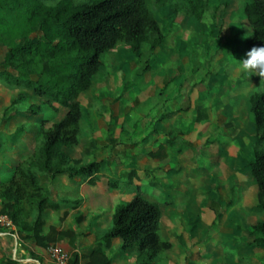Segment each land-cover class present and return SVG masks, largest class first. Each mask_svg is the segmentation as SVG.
<instances>
[{"label":"rangeland","instance_id":"1","mask_svg":"<svg viewBox=\"0 0 264 264\" xmlns=\"http://www.w3.org/2000/svg\"><path fill=\"white\" fill-rule=\"evenodd\" d=\"M247 3L209 0L204 18L198 20L186 12L183 0H169L156 12L165 44L153 54L143 46L141 57L123 45L102 54L103 65L92 87L79 97L85 136L72 155L105 166L100 180L105 191L110 175L122 181L114 192L122 190L125 180L132 185L157 183L156 188L150 185L156 189L155 196L145 195L160 201L162 233L173 243L158 264H264V246L254 244L256 235L251 234L252 226L264 219L253 209L258 188L249 163L255 131L242 128L247 123L250 93L264 89L261 77L239 67L251 50L247 41L252 27L242 15ZM40 36L33 34L32 39ZM8 57L9 49L0 45V69H5L2 63ZM17 94L0 79V133L9 138L7 147L14 145L18 153L11 157L8 148L3 149L0 165L4 159L13 163L23 159L34 146L32 127L38 118L19 115L1 125ZM65 112L61 108L56 121ZM28 124V131L15 142V133ZM241 129L246 131L243 139L234 141ZM161 144L166 146L164 155L152 157ZM40 178L53 189L55 199H75L86 193L89 203L84 211L101 199L97 192H85L79 185L62 187L58 179L59 186L53 188L44 175ZM124 191L119 198L104 201L106 216L119 203L132 200L129 188ZM50 214L60 217L62 211ZM87 218L81 223L71 219V225L85 229ZM108 223L105 218L101 224L105 228ZM0 231L10 235L9 247L0 237V254L14 257V236L2 225ZM122 252L116 247L110 254L118 257ZM36 254L30 251L18 257Z\"/></svg>","mask_w":264,"mask_h":264},{"label":"trees","instance_id":"2","mask_svg":"<svg viewBox=\"0 0 264 264\" xmlns=\"http://www.w3.org/2000/svg\"><path fill=\"white\" fill-rule=\"evenodd\" d=\"M183 1L189 15L198 20L204 18L209 0ZM168 2L0 0V45L9 49L8 59L2 63L5 69H0V79L9 89L18 91L1 125L19 115L26 119L38 118L33 121L32 152L14 163L4 159L0 165V214L12 220L15 230L11 234L17 233L23 241L33 240L42 248L68 237L75 249L69 264H80L76 251L80 232L52 228L44 234L49 212L59 211L65 201L55 200L53 190L44 186L40 177L46 175L52 182L64 175L70 179L90 178V183L95 180L102 168L100 161L74 160L66 151L80 145L85 136L83 104L79 97L92 87L103 65L102 54L123 45L141 57L143 46L153 54L165 44L166 35L156 12ZM242 15L252 27L247 45L264 46V0H248ZM33 34L41 36L35 41ZM249 101L256 131L253 159L249 163L258 188L253 209L264 214V89L253 92ZM61 108L66 112L56 121ZM9 110H12L10 114ZM29 124L15 133V142L28 131ZM8 141L1 132L0 151L8 148L11 157H16V148L7 147ZM165 148L164 144L159 145L151 156L161 158ZM153 184L156 188L157 183ZM155 188L144 184L131 189L132 200L116 207L109 230L97 238L98 244L86 264H113L107 249L115 238L122 240L123 251L138 252V264H156L164 259L173 243L162 233L163 212L159 200L145 195L155 196ZM68 202L74 209L82 204L81 199ZM219 216L216 213L217 219ZM82 220L83 216L78 217L77 223ZM251 234L256 235L253 243L263 247L264 219L252 226ZM0 264H20V261L0 254Z\"/></svg>","mask_w":264,"mask_h":264},{"label":"crops","instance_id":"3","mask_svg":"<svg viewBox=\"0 0 264 264\" xmlns=\"http://www.w3.org/2000/svg\"><path fill=\"white\" fill-rule=\"evenodd\" d=\"M242 71L239 72V77L242 76ZM237 78V77H236ZM239 81V80H238ZM253 93V91L250 93L248 100L250 99L251 94ZM250 103V101H249ZM228 106V105H227ZM233 107V105H231ZM250 106L247 107L248 108V112L249 114H247V123L244 127L248 126V129H251L253 131H255V123H254V118L253 120L251 119V109ZM229 110H231V107H228ZM239 116V115H238ZM241 118V116H239ZM250 127V128H249ZM246 131L245 129H241L238 133V135H236L235 140H240L243 139L242 137L245 135ZM255 140H256V131H255ZM236 148V146H235ZM237 152H239L240 150H238V148H236ZM66 151L69 153V155L71 156L72 159L74 160H83L82 158H77L74 155H72L73 153V149H66ZM72 152V153H71ZM244 152V150L242 151V153ZM241 154V153H240ZM239 154V156H240ZM105 166H102L100 172L98 173V175L96 176L95 180L93 182H89L90 178L88 180H83V178L79 177V178H75V179H70L69 176L64 175L61 176L59 179L62 180L61 181V186L63 187V185H66L65 187H70V186H76L79 185L80 188L83 187V190H85V192L88 193H92L93 192H97V195L101 197L100 200H98L97 203H95L96 205L94 206L91 205V209L90 211H84L83 206L89 203L88 200H86L87 198V194H80V197H77L75 199H71V198H67V197H62L60 199H55L54 196L53 198L57 201H61L64 200L65 202H62V207L59 211H62V214L60 217H54L53 215L50 214V212H58V211H50L49 212V219H48V223L46 224L45 228H44V234H48L50 232V230L52 228H55L57 231H62V230H71V231H78L81 234L77 237V249L76 251H78L79 255H80V264H86L89 260V256L92 253L93 249L97 246L98 241L97 238L106 233L112 223V217L113 214L115 212V210H111L110 213L106 216L105 215V211L103 210V205H104V201H106V199L108 198H119L121 196V193H125L124 190L129 188L130 193H132L131 189L136 187L137 185H142L140 183V181L134 183L135 185H132L130 183H127V181H123V185L124 187H122V190L120 192H114L115 190V186L119 185L122 183L121 179L112 177L111 175L108 176V182H107V190L105 191L104 188L105 185H103V183L101 184L102 181V169ZM250 169V168H249ZM251 171V170H250ZM101 174V177H99V175ZM45 176V180L48 181L50 183V185L54 188L55 186H59L57 184V180L55 182H52L46 175ZM68 178V180L71 182L70 185L65 181L66 179L64 178ZM114 179V180H113ZM101 180V181H100ZM255 180V179H254ZM83 181V182H80ZM65 182V184H64ZM87 182L89 183L87 185ZM154 182L149 183L147 185H152ZM53 184H55L53 186ZM127 186V187H126ZM53 190V189H52ZM156 190V189H155ZM80 191V189H79ZM168 193L170 190H168ZM159 194V193H156ZM167 194V193H166ZM53 195H54V191H53ZM65 195V194H63ZM81 199L82 200V204L79 208H72L69 204L68 201H74V200H78ZM155 200V199H154ZM67 201V202H66ZM129 202V201H128ZM231 202V201H230ZM233 202V200H232ZM124 202L119 203L118 205L122 204ZM126 203V202H125ZM160 204V201H159ZM117 205V206H118ZM116 206V207H117ZM2 207V200L0 199V210ZM94 207H96L94 209ZM116 209V208H115ZM67 212V215L65 216V213ZM163 212V211H162ZM83 216V218L85 217V220L87 217H89V219L87 218V227L85 229H82L80 226L78 225H71V221H75L77 220L78 217ZM91 218V219H90ZM105 218L107 219V221L109 222L107 227L103 228V225L101 224ZM163 218V216H162ZM72 219V220H71ZM92 219L94 221H92ZM92 221V222H91ZM69 222H70V226H69ZM162 222V219H161ZM9 231H11L10 229H8ZM13 235V234H12ZM14 236V258L18 259L20 261V264H54L52 259L50 258L48 252H45V248H42L40 246L37 245V243L33 240L31 241H23L21 238H19V235L16 233L13 235ZM0 237L3 239L4 243L6 244V247H9V242H10V235L8 232L6 231H0ZM52 243H59L62 244L63 247L71 252V254H73V252L75 251V249L71 246L69 238H65L64 240L61 241H57V242H52ZM50 243V244H52ZM122 245V240L120 238H115L112 240V246L111 248L107 249V253L110 255V257L113 260V264H138L137 263V256H138V252L135 250H132L130 252L127 251H123L122 253L119 254V256L117 257H113L110 252L116 248V247H120L121 248ZM32 252V253H37L36 255H39L38 257H18V254L21 256H24L25 254H27V252ZM169 252V251H168ZM168 254V253H167ZM4 255H7L4 253ZM167 257V256H166ZM162 261V260H160ZM158 261V262H160ZM158 262L156 264H158Z\"/></svg>","mask_w":264,"mask_h":264},{"label":"clouds","instance_id":"4","mask_svg":"<svg viewBox=\"0 0 264 264\" xmlns=\"http://www.w3.org/2000/svg\"><path fill=\"white\" fill-rule=\"evenodd\" d=\"M243 72L253 73L264 80V46L253 47L246 53V58L239 61Z\"/></svg>","mask_w":264,"mask_h":264},{"label":"built area","instance_id":"5","mask_svg":"<svg viewBox=\"0 0 264 264\" xmlns=\"http://www.w3.org/2000/svg\"><path fill=\"white\" fill-rule=\"evenodd\" d=\"M0 225L10 230H15L12 220L7 215H0ZM47 252L54 264H69L71 253L61 244L52 243L48 246Z\"/></svg>","mask_w":264,"mask_h":264}]
</instances>
